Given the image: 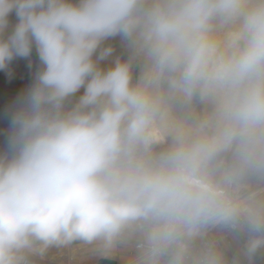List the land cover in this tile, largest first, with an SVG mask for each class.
<instances>
[{
	"label": "clouds",
	"instance_id": "obj_1",
	"mask_svg": "<svg viewBox=\"0 0 264 264\" xmlns=\"http://www.w3.org/2000/svg\"><path fill=\"white\" fill-rule=\"evenodd\" d=\"M13 10L0 69L33 45L44 68L0 157V264L133 231L134 264H225L195 246L218 226L264 246V0H0V33ZM117 35L143 58L135 84L130 62L93 60Z\"/></svg>",
	"mask_w": 264,
	"mask_h": 264
},
{
	"label": "rangeland",
	"instance_id": "obj_2",
	"mask_svg": "<svg viewBox=\"0 0 264 264\" xmlns=\"http://www.w3.org/2000/svg\"><path fill=\"white\" fill-rule=\"evenodd\" d=\"M71 3H78V0H69ZM8 24L5 30L0 33V39H7L19 22L15 10L8 16ZM111 48V54L104 59H99L101 52ZM97 67L103 72L115 67L117 62H130L132 72V82L136 83L144 70V61L142 57L134 56V50L130 42L117 35L103 41L97 52L93 56ZM44 65L41 63L35 45H33L31 55L27 58L15 57L5 69H0V157L10 155L8 149V138L11 134V116L13 113L23 107L28 93L36 82L37 74L42 71ZM84 94L82 87L77 93L65 102L66 110H70ZM167 148V144L157 146V151ZM250 190L256 194L264 193V179L253 178L250 181ZM73 249H68V245L51 246L43 255H31L37 259L40 264L72 263L73 261L92 260L99 255L114 252H104L95 244L84 246L83 242L74 241L71 243ZM84 246V247H83ZM40 256L44 259H40ZM39 257V258H38ZM60 264V263H59Z\"/></svg>",
	"mask_w": 264,
	"mask_h": 264
},
{
	"label": "crops",
	"instance_id": "obj_3",
	"mask_svg": "<svg viewBox=\"0 0 264 264\" xmlns=\"http://www.w3.org/2000/svg\"><path fill=\"white\" fill-rule=\"evenodd\" d=\"M249 238L250 234L245 226L235 229L218 226L208 233L204 240H198L195 246L199 249L205 243H211L222 252L225 264H264V246L258 248L251 255L247 253L246 247ZM139 239V232L133 231L127 237V242L119 244L114 249V252L99 255L92 260H76L70 264H134L136 256L135 246ZM84 246H87V244L84 243ZM68 249L75 250L76 248H72L71 244H69ZM40 259L44 258L40 256ZM51 263L56 264L54 261H51ZM59 263L61 264V262L57 264Z\"/></svg>",
	"mask_w": 264,
	"mask_h": 264
},
{
	"label": "built area",
	"instance_id": "obj_4",
	"mask_svg": "<svg viewBox=\"0 0 264 264\" xmlns=\"http://www.w3.org/2000/svg\"><path fill=\"white\" fill-rule=\"evenodd\" d=\"M213 229H214V228H213ZM213 229H211V230L209 231V233H210ZM29 261H30V264H38V263H39L38 260L35 259V258H33L32 256H29ZM61 264H68V263H61Z\"/></svg>",
	"mask_w": 264,
	"mask_h": 264
},
{
	"label": "bare ground",
	"instance_id": "obj_5",
	"mask_svg": "<svg viewBox=\"0 0 264 264\" xmlns=\"http://www.w3.org/2000/svg\"><path fill=\"white\" fill-rule=\"evenodd\" d=\"M39 264V263H38Z\"/></svg>",
	"mask_w": 264,
	"mask_h": 264
}]
</instances>
